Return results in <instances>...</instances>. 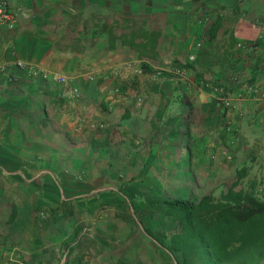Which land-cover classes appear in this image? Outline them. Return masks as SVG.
Instances as JSON below:
<instances>
[{"label":"crops","instance_id":"1","mask_svg":"<svg viewBox=\"0 0 264 264\" xmlns=\"http://www.w3.org/2000/svg\"><path fill=\"white\" fill-rule=\"evenodd\" d=\"M8 1L23 16L0 29V162H40L30 180L47 174L59 186L70 177L80 189L62 225L43 227L30 218L36 205H21L24 232L4 236L14 243L0 250L6 264H119V245L107 239L122 220L127 230L123 194L140 209L164 194L217 197L242 169L240 185L264 197V0ZM259 35L256 49L236 47ZM188 55L184 81L153 77ZM16 63L68 83L33 78ZM205 81L227 85L230 97L244 85L258 90L229 112ZM102 195L119 199L115 219Z\"/></svg>","mask_w":264,"mask_h":264},{"label":"trees","instance_id":"2","mask_svg":"<svg viewBox=\"0 0 264 264\" xmlns=\"http://www.w3.org/2000/svg\"><path fill=\"white\" fill-rule=\"evenodd\" d=\"M15 74L20 75L16 71ZM15 164L0 162V173L4 170L10 174L7 177L9 180L32 188L36 206L30 212V218L39 220L43 227L64 224L62 216H72L69 205H77V199H68L76 196L75 192L80 189L75 180L62 178L56 186L51 177L42 174L26 183L24 178H31L40 162ZM16 170L19 173L13 174ZM50 171L56 172V167L50 168ZM242 172V169L238 171L235 180L217 197L209 194L194 200L168 198L151 202L157 215L155 227L160 226L161 230L141 228L152 241L154 250L161 249L166 255H171L174 264H264V197L254 193L251 187L240 185ZM117 187L119 191V185ZM123 196L127 198V204L133 205V196ZM56 205H64L65 208L62 211ZM38 210L45 211L44 220L36 216ZM140 211L142 213L144 209ZM15 213L12 205L9 224L14 223ZM149 213L146 210V217ZM58 214H61L60 217Z\"/></svg>","mask_w":264,"mask_h":264},{"label":"rangeland","instance_id":"3","mask_svg":"<svg viewBox=\"0 0 264 264\" xmlns=\"http://www.w3.org/2000/svg\"><path fill=\"white\" fill-rule=\"evenodd\" d=\"M10 174L4 170L0 173V250L3 249H11V246H13L14 243L5 242L6 240H3L5 235L8 234V231H11V229L15 228L16 231H19V233L24 232V227L22 225L25 218H27L25 215L26 210H24L22 206L26 205H34L35 204V197L33 195L32 188L30 189L28 186L17 184L16 182H13L12 180H9L7 177ZM34 175V174H33ZM32 176V175H31ZM28 181H31V178H24ZM246 186V184H245ZM254 190V189H253ZM72 194V193H69ZM76 196L79 195L77 192H75ZM158 194V193H157ZM257 195L263 196L262 192H257ZM103 197V195H102ZM107 198L103 197L102 201L103 203L99 205H106V203H110L112 206V209L109 212H106L107 218L115 219L117 215H119L121 212H119L118 209H115L114 205H118L119 199L111 196H106ZM111 197V198H110ZM155 197V196H154ZM157 197V196H156ZM162 197V196H161ZM164 197L166 198H188V199H198L199 196L197 195H191L188 196L184 193H176V194H164ZM117 202V203H116ZM123 202V201H122ZM134 202H137L134 200ZM133 202V205L127 204L126 205V211L122 210V213H127V217H125L128 221L127 222V230L125 231L124 228V222L122 220V226L119 227L118 224H114L112 226L113 234H111L108 237L107 244L109 246L115 247L117 245L119 248V252H114L121 254L119 258H117V261H119V264H174V261L171 257V255H166L167 253L162 252L163 250H154L151 246V242L149 238H147L143 234V228H148L149 230L153 231L155 227V222L157 220V215L154 213L156 210L152 207L154 205H150L149 203L146 208L145 205H143L144 212L141 213L140 211V205H135ZM9 205H18L19 210H16L17 217L13 221L14 223L11 225L8 222V217L10 215V208ZM109 205V204H107ZM123 205V204H122ZM150 211L149 217H146L145 212ZM124 213V215H125ZM45 211L44 210H38L36 213V216L42 220L45 219ZM144 214V215H143ZM42 215V216H41ZM118 218V217H117ZM115 223V222H114ZM41 225V224H40ZM43 226V225H42ZM47 228V226H46ZM158 230H161V227H157ZM156 228V229H157ZM155 231V230H154ZM118 241L117 244L116 242ZM6 254L4 252L0 253V263L6 264L9 263L6 261ZM170 256V257H169ZM5 257V258H4ZM2 260V261H1ZM115 259H113L114 261ZM169 260V262L167 261ZM107 264H115V262L111 263L109 260H106Z\"/></svg>","mask_w":264,"mask_h":264},{"label":"built area","instance_id":"4","mask_svg":"<svg viewBox=\"0 0 264 264\" xmlns=\"http://www.w3.org/2000/svg\"><path fill=\"white\" fill-rule=\"evenodd\" d=\"M23 16V11L20 7H12L8 0H0V29L10 30L15 25L16 21L19 17ZM259 43H263L262 36H258L256 41L253 43L247 44H236V47L241 50H254L258 47ZM264 46V45H263ZM193 61V56L188 55L186 57V63H182L180 65H167L162 68L154 69L153 77H161L163 75H169L170 78L175 79L177 81H184L186 79V75L188 72L187 63ZM17 67L24 69L28 75L31 77H38L42 80H50L60 86H65L68 83L66 77L61 76L57 73L48 72L37 67L31 65H24L21 63H16ZM88 79L91 77L88 76ZM229 84L234 83L235 78L230 77L228 79ZM203 86L208 88V90L215 97L216 102L219 106L226 111H233L235 109V101H238L243 98L245 94H255L257 93V87L244 85L240 90H238L234 97H230L228 95V86L222 83L215 84L214 82L205 81L203 82ZM116 92V90H114ZM66 97L69 100L76 99L78 97V90L76 88L67 89ZM140 100L137 99L136 103H139ZM100 129L101 126H98ZM224 131L228 134L232 133L233 127L230 121H226L224 124ZM220 156L222 160L229 161L231 156L224 150L220 152Z\"/></svg>","mask_w":264,"mask_h":264}]
</instances>
